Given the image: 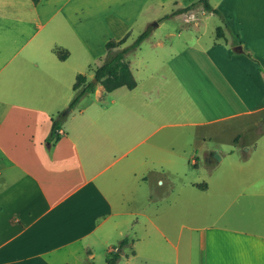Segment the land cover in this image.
Instances as JSON below:
<instances>
[{
    "label": "crops",
    "instance_id": "obj_1",
    "mask_svg": "<svg viewBox=\"0 0 264 264\" xmlns=\"http://www.w3.org/2000/svg\"><path fill=\"white\" fill-rule=\"evenodd\" d=\"M196 1L0 0V264H93L97 249L105 264L125 237L132 241L130 255H122L126 264H264V232L221 226V175L213 176L221 150L198 147L204 134L197 148L159 135L171 127L264 122V0H217L211 6L230 40L171 42L168 56L141 78L149 60L127 57L136 88L108 93L97 83L65 112L59 140L48 141L53 117L70 106L79 75L94 80L108 41L135 40L137 28L139 36L153 21L163 25L166 5L177 11ZM184 14L168 20L183 18L200 30L207 15H216L202 6ZM151 45L155 53L166 43ZM80 51L84 74L74 59ZM163 93L182 105L186 122L163 119ZM200 165L202 182L182 179ZM161 175L170 180L169 194L177 191L176 178L185 190L164 207L155 196ZM255 180L251 197L264 199V176ZM140 196L142 207L132 210ZM210 212L217 219L205 225L178 222L191 216L195 224L194 216ZM137 225L148 229L138 245L151 252L134 248Z\"/></svg>",
    "mask_w": 264,
    "mask_h": 264
},
{
    "label": "rangeland",
    "instance_id": "obj_2",
    "mask_svg": "<svg viewBox=\"0 0 264 264\" xmlns=\"http://www.w3.org/2000/svg\"><path fill=\"white\" fill-rule=\"evenodd\" d=\"M216 1L217 0H210V4L213 5ZM175 10L176 8L172 4H168L161 9L160 14L170 15ZM184 15H186V17L191 16L187 14ZM200 18L203 19V16H200ZM162 22V26H159L157 21L151 22L149 26L152 32L155 30L154 39H161L166 43L165 47L159 48V50H156L157 52L154 53L155 49L151 45L154 39L151 38L150 41L144 42L138 50L128 55L131 59L138 60L140 58H145L146 60H149V68L141 69L138 74L139 78H141L146 71L151 70V68L154 69L158 59H164L168 56L172 51V48L169 46L171 42H174V45L179 46L182 44H176L179 41L190 42L191 40L196 39V36H200L203 43L209 44L212 40H215V38L218 37L217 29L219 27L223 28L227 41L230 40L225 24L221 22V17L218 15H207V18L202 20L200 30L193 28L192 24L185 23L183 18H178L176 21L165 19ZM136 30L137 32H135L134 35L135 38H137L140 32V29L137 28ZM179 32L182 33V38L178 37ZM133 42L134 40H126L123 46L129 45ZM81 54L82 52L80 51L79 55L75 56L74 59L76 62L82 64L81 70L84 74L87 70L88 64L87 58L85 59ZM104 58L102 59V63ZM163 72H165L164 69L160 71V73ZM123 91L125 92L127 90L124 89L122 92ZM109 95L110 94L108 93L104 94L106 98ZM163 96L165 97V99L163 97V100H166L162 106L163 119L165 120V118H168V121L170 122H186L184 113L180 111L182 105L178 104L174 98L165 96L164 93ZM77 106L73 109H77ZM69 110H72V108L68 107L64 111H61V113L68 112ZM166 134L169 136L171 144L175 146H189L190 144H193L194 148L204 145L210 149H220L221 164L216 169L213 176L221 175V226H239L240 229L245 231L259 230V232H264V199L257 200L256 198L251 197L253 186L257 181H251V179L253 177L264 176V166L260 164L255 166V162L259 161L262 163V160L264 159V122H259L256 118H249L233 121L222 126L221 124L211 126L208 129H199L192 126L171 127L163 129L159 133V135L163 136ZM203 134L204 137H206V142L203 143V141H200L196 146L197 138H199V140L201 138L202 140ZM201 157H203L202 154ZM188 171V178L183 176L182 179L198 180V182H202V178H204V176L207 177L203 167H201L200 170L193 168ZM161 179L164 181V186L156 188L155 196L157 194L158 196H162V207L168 205L171 201H179L181 198L177 196L179 195L178 193L185 191L181 184L182 180L180 178L174 180L177 191L175 194H169L166 190L172 186L169 182L170 180L164 177V175H161ZM186 190L193 192L196 191L188 187ZM142 201L143 199L140 196L135 202H132L131 209L138 210L141 208L143 204ZM199 212H201L200 209ZM194 219L195 224L192 223L193 218L191 216H186L178 222L184 221V223L189 224V226H201L202 224L205 225L208 224V222L215 221L217 217L211 215L210 212V214H203L201 217L194 216ZM197 219H199V221H197ZM137 226L134 229L136 232L133 234L137 244L134 248L151 252L153 248L148 247L149 244L141 242L138 245L137 241L138 237L142 238L144 234L147 233L148 229L142 225ZM184 231L185 233H189L187 228L184 229ZM129 237H132V234H130ZM154 239L155 237L153 238V241ZM131 250L132 248L130 246H126L123 249V254L130 255ZM102 252L101 249H97L98 255L93 264H104L105 255ZM136 261L138 260H135V262ZM119 264H126V260H121Z\"/></svg>",
    "mask_w": 264,
    "mask_h": 264
},
{
    "label": "trees",
    "instance_id": "obj_3",
    "mask_svg": "<svg viewBox=\"0 0 264 264\" xmlns=\"http://www.w3.org/2000/svg\"><path fill=\"white\" fill-rule=\"evenodd\" d=\"M32 1L34 4L39 3V0ZM198 6H202L206 12H212L218 16H221V12L218 9L213 8L209 3V0H198L185 8L178 9L171 15L164 17V19L187 13ZM150 35L151 30L147 29L142 32L133 43L126 47H121L125 43V40L108 41L106 44L107 54L103 60V63L95 69L94 79H96V82L89 80L85 75H79L73 86L74 97L69 107L72 109L75 108L84 97L95 92L97 83H101L105 91L108 93L113 92L114 90L121 87H126L129 90L135 89L137 82L132 75L127 57L129 54L138 50ZM224 35L223 28L219 27L217 29V36L221 38L224 37ZM55 51L63 60L68 56V53L61 48H57ZM66 116L67 115L65 113H59L57 116L53 117V124L48 137L49 142L59 140V131L61 130ZM198 186L204 187L205 185L200 184ZM131 242L132 241L128 237H125L118 246L108 253L105 264H119L122 259L123 249ZM132 254H134V252H132Z\"/></svg>",
    "mask_w": 264,
    "mask_h": 264
},
{
    "label": "water",
    "instance_id": "obj_4",
    "mask_svg": "<svg viewBox=\"0 0 264 264\" xmlns=\"http://www.w3.org/2000/svg\"><path fill=\"white\" fill-rule=\"evenodd\" d=\"M236 50H240L241 51V47H238ZM94 82H96V79L93 80ZM214 156L219 159L220 158V155L219 154H214Z\"/></svg>",
    "mask_w": 264,
    "mask_h": 264
}]
</instances>
